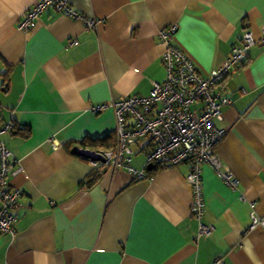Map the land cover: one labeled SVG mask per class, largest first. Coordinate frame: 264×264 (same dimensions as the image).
<instances>
[{
    "label": "crops",
    "instance_id": "crops-1",
    "mask_svg": "<svg viewBox=\"0 0 264 264\" xmlns=\"http://www.w3.org/2000/svg\"><path fill=\"white\" fill-rule=\"evenodd\" d=\"M69 3L97 25L87 30L47 8L25 32L19 23L35 0H0V123L15 124L1 138L21 169L8 179L20 192L18 221L13 239L0 233V264H264V228L247 230L251 211L264 217V0ZM170 26L203 77L245 31L257 40L216 88L231 103L214 151L240 188L202 166L210 232L199 238L187 163L149 170L140 142L130 165L151 174L108 169L90 185L91 161L68 145L115 138L114 114L90 107L147 96L165 80L158 32Z\"/></svg>",
    "mask_w": 264,
    "mask_h": 264
},
{
    "label": "built area",
    "instance_id": "built-area-1",
    "mask_svg": "<svg viewBox=\"0 0 264 264\" xmlns=\"http://www.w3.org/2000/svg\"><path fill=\"white\" fill-rule=\"evenodd\" d=\"M47 8L64 17L82 21L87 30L98 23L78 12L69 0H35L33 7L20 20L19 30L29 32L34 29ZM176 29V26H170L158 32V38L165 47L162 55L163 82L154 83L147 96L135 95L90 107L89 111L94 115L111 111L115 117V145L100 152L103 161H91V167L100 171L125 169L136 178H144L147 171L138 172L130 163L134 155L133 147L145 141L147 167L187 163L190 170L186 180L193 191L190 215L197 221L199 238L210 232V227L202 221L206 206L202 191V166H210L227 188L233 191L240 188L239 181L225 169L214 151L226 133L216 123L223 119L222 108L231 103L216 88L224 83L230 70L240 64L257 40L245 31L240 43L232 45L223 63L203 77L191 59L173 43ZM261 39L264 40V27ZM71 44L77 45V41ZM14 128L12 121L0 123V233L11 239L16 233V207L20 192L9 186L8 179L21 169L11 160L12 154L1 136L12 133ZM250 205L254 208V203ZM257 227L264 228V217L253 210L247 230Z\"/></svg>",
    "mask_w": 264,
    "mask_h": 264
},
{
    "label": "trees",
    "instance_id": "trees-1",
    "mask_svg": "<svg viewBox=\"0 0 264 264\" xmlns=\"http://www.w3.org/2000/svg\"><path fill=\"white\" fill-rule=\"evenodd\" d=\"M68 145H70V147L74 146V147H81V148H85V149H90L92 151H96V152H102L104 150H108L114 147L115 145V138H114V134H108L104 137L101 138H95V139H90V138H83L79 141H70L68 142ZM159 168V167H158ZM93 173H91V176L89 177V181H90V185L96 181V179L98 178V176L100 175V173L104 170H98L93 168L92 169ZM152 172L149 171L148 175L151 174Z\"/></svg>",
    "mask_w": 264,
    "mask_h": 264
},
{
    "label": "water",
    "instance_id": "water-1",
    "mask_svg": "<svg viewBox=\"0 0 264 264\" xmlns=\"http://www.w3.org/2000/svg\"><path fill=\"white\" fill-rule=\"evenodd\" d=\"M73 153L79 157L88 159L90 161H103V157L99 152L96 151H92L90 149H85V148H81V147H73ZM149 170H151L152 168L149 166L148 167Z\"/></svg>",
    "mask_w": 264,
    "mask_h": 264
},
{
    "label": "rangeland",
    "instance_id": "rangeland-1",
    "mask_svg": "<svg viewBox=\"0 0 264 264\" xmlns=\"http://www.w3.org/2000/svg\"><path fill=\"white\" fill-rule=\"evenodd\" d=\"M139 155H141V153H140ZM141 156H142V155H141ZM141 156H140V157H141ZM140 157H138V158H140ZM145 157H146V156H145ZM132 158H133V156H132Z\"/></svg>",
    "mask_w": 264,
    "mask_h": 264
},
{
    "label": "clouds",
    "instance_id": "clouds-1",
    "mask_svg": "<svg viewBox=\"0 0 264 264\" xmlns=\"http://www.w3.org/2000/svg\"><path fill=\"white\" fill-rule=\"evenodd\" d=\"M100 153V152H99ZM147 169H148V167H147Z\"/></svg>",
    "mask_w": 264,
    "mask_h": 264
}]
</instances>
